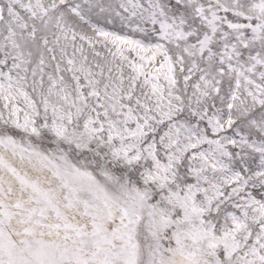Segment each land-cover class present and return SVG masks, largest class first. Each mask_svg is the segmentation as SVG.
Segmentation results:
<instances>
[{"label": "snow or ice", "instance_id": "snow-or-ice-1", "mask_svg": "<svg viewBox=\"0 0 264 264\" xmlns=\"http://www.w3.org/2000/svg\"><path fill=\"white\" fill-rule=\"evenodd\" d=\"M0 264H264V0H0Z\"/></svg>", "mask_w": 264, "mask_h": 264}]
</instances>
